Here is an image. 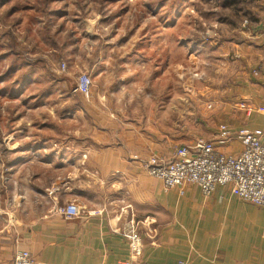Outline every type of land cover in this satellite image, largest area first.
<instances>
[{
  "label": "rangeland",
  "instance_id": "374dc122",
  "mask_svg": "<svg viewBox=\"0 0 264 264\" xmlns=\"http://www.w3.org/2000/svg\"><path fill=\"white\" fill-rule=\"evenodd\" d=\"M263 4L0 0V200L55 198L58 180L88 160L96 140L103 148L154 134L175 151L213 139L220 94L232 102L241 77L236 48L261 40ZM85 74L88 96L76 92ZM33 176L46 191L30 195Z\"/></svg>",
  "mask_w": 264,
  "mask_h": 264
},
{
  "label": "crops",
  "instance_id": "0c3cea01",
  "mask_svg": "<svg viewBox=\"0 0 264 264\" xmlns=\"http://www.w3.org/2000/svg\"><path fill=\"white\" fill-rule=\"evenodd\" d=\"M257 30L262 31L256 38L261 40L236 48L241 77L232 90L233 101H223L220 94L219 127L213 139L205 140H215L222 125L234 130L263 126L264 74L259 68L264 65V29ZM96 55L98 62L101 54L96 51ZM126 125L138 126L133 121ZM101 143L96 140L97 145L83 154L88 160L58 180L54 189L58 193L50 201H37L35 196L13 205L0 200V264H13L19 251H28L37 264H125L131 261L126 236L134 230L142 239L140 261L264 264L263 207L233 196L227 187L218 186L210 196L196 185L186 186L183 192L164 187L141 164L154 156L169 160L174 155L154 134L132 132L120 145L114 140L116 145L102 148ZM217 147L222 153L242 150L238 142ZM40 151V160L48 162L42 145ZM19 164L2 173L11 175ZM34 177L27 182L30 195L49 186ZM1 185L4 190L11 187L9 182ZM69 204L79 207L77 218L62 212Z\"/></svg>",
  "mask_w": 264,
  "mask_h": 264
},
{
  "label": "built area",
  "instance_id": "2783aa9c",
  "mask_svg": "<svg viewBox=\"0 0 264 264\" xmlns=\"http://www.w3.org/2000/svg\"><path fill=\"white\" fill-rule=\"evenodd\" d=\"M62 65V69H65ZM264 74V65L260 67ZM93 80L81 75L76 92L88 96ZM250 111V109L246 108ZM238 142L242 146L237 154L222 153L217 145L230 146ZM148 176L159 180L168 189L179 188L183 192L188 185H196L205 196H210L218 186L227 187L236 196L252 205L264 208V120L262 128L234 130L222 125L215 140L197 139L177 148L171 159L151 157L141 162ZM69 218H77L80 209L76 204L61 209ZM131 246V261L125 264H152L140 261L142 239L134 230L126 236ZM13 264H37L28 251L16 253ZM178 264H186L181 261Z\"/></svg>",
  "mask_w": 264,
  "mask_h": 264
},
{
  "label": "trees",
  "instance_id": "16d2710c",
  "mask_svg": "<svg viewBox=\"0 0 264 264\" xmlns=\"http://www.w3.org/2000/svg\"><path fill=\"white\" fill-rule=\"evenodd\" d=\"M264 23V22H263Z\"/></svg>",
  "mask_w": 264,
  "mask_h": 264
}]
</instances>
